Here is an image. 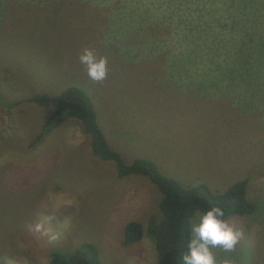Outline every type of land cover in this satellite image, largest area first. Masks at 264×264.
<instances>
[{
  "label": "rangeland",
  "instance_id": "1",
  "mask_svg": "<svg viewBox=\"0 0 264 264\" xmlns=\"http://www.w3.org/2000/svg\"><path fill=\"white\" fill-rule=\"evenodd\" d=\"M263 26L264 0H0V264H47L84 241L102 264L155 262L146 233L121 241L126 222L157 209L154 184L97 158L78 119L33 143L52 106L24 100L69 85L90 94L125 163L150 159L214 193L248 177L261 210L229 215L243 235L212 251L217 264H264V34L232 54ZM85 47L107 58L104 80L80 64Z\"/></svg>",
  "mask_w": 264,
  "mask_h": 264
},
{
  "label": "trees",
  "instance_id": "2",
  "mask_svg": "<svg viewBox=\"0 0 264 264\" xmlns=\"http://www.w3.org/2000/svg\"><path fill=\"white\" fill-rule=\"evenodd\" d=\"M247 32L246 29L242 31V33ZM263 34L264 32H256L254 38H249L248 35L239 37L234 43L232 54L241 53L244 48L250 46L255 47L254 44L258 45L257 41ZM256 54L258 57L257 52ZM91 100V96L86 90L69 85L56 94H33L24 101L52 106L49 117L43 123L33 143L42 141L63 121L69 118L78 119L82 124L83 131L90 138L92 152L97 158L114 162L120 177L144 176L158 188L162 197L158 202L157 209L150 212L146 224L130 220L124 225L121 240L124 246L140 241L146 233L154 244V264H183L180 257L186 251L188 229L195 212H201L211 205H218L224 209V219H226L229 215L251 214L261 210L257 201H251L246 197L248 177L234 182L221 193H214L205 183L182 186L176 179L162 174L150 159L136 158L130 163H125L122 155L111 148L106 141L98 125ZM47 264L102 263L99 259L97 246L92 242L84 241L69 250H50Z\"/></svg>",
  "mask_w": 264,
  "mask_h": 264
},
{
  "label": "clouds",
  "instance_id": "3",
  "mask_svg": "<svg viewBox=\"0 0 264 264\" xmlns=\"http://www.w3.org/2000/svg\"><path fill=\"white\" fill-rule=\"evenodd\" d=\"M78 59L91 80L102 81L106 78V57H98L93 49L85 47ZM224 216L222 207L211 205L204 208L198 218L190 223L186 251L180 257L183 264H217L212 249L220 247L226 252L234 249L243 233L235 229ZM223 264L230 262L225 260Z\"/></svg>",
  "mask_w": 264,
  "mask_h": 264
}]
</instances>
